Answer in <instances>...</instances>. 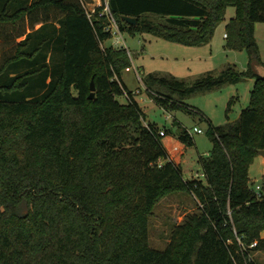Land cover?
Here are the masks:
<instances>
[{
  "label": "trees",
  "instance_id": "1",
  "mask_svg": "<svg viewBox=\"0 0 264 264\" xmlns=\"http://www.w3.org/2000/svg\"><path fill=\"white\" fill-rule=\"evenodd\" d=\"M109 3L123 32L189 46L209 43L235 7L226 45L250 53L246 71L229 64L190 85L149 73L145 84L168 110L184 106L174 94L254 77L250 102L238 119L210 125L204 179H186L122 80L129 50L102 45L111 38L105 16L90 19L80 0H0V24L28 18L30 26L0 63V264H259L252 253L264 250V184L256 189L250 166L264 149V75L252 67L262 62L255 30L264 0ZM178 137L194 144L187 129ZM175 191L192 193L200 207L156 249L150 217Z\"/></svg>",
  "mask_w": 264,
  "mask_h": 264
},
{
  "label": "rangeland",
  "instance_id": "2",
  "mask_svg": "<svg viewBox=\"0 0 264 264\" xmlns=\"http://www.w3.org/2000/svg\"><path fill=\"white\" fill-rule=\"evenodd\" d=\"M234 15L235 7L229 6L225 19L217 25L211 41L199 46L169 41L150 32L135 34L123 32L132 65L122 70V80L146 112L144 122L156 123L160 128L165 126L172 130L165 134L163 144L166 150H169L167 151L170 152V158L180 164L186 179L198 177L204 179L199 157L208 155L213 146L209 134L210 125H220L238 119L242 109L250 102V92L255 78L246 77L237 83H224L185 97L174 94L184 106L168 110L162 108L152 96L155 92L148 90L145 81H148V74L153 73L168 78L176 77L190 85L208 71L218 74L229 64L236 65L240 71H246L251 59L250 53L226 45V24ZM29 27L28 18L16 24H0V63L3 56L14 49L16 42L24 38L22 32L29 31ZM255 37L261 61L264 62V22L256 23ZM102 45L122 46L115 42V37L105 40ZM262 62L252 61L253 69L260 75H264ZM95 91L96 86L94 93ZM232 98L234 101L229 105ZM119 99L123 103L129 101L125 95ZM188 105L195 111L187 109ZM195 126L203 131L201 133L193 131ZM183 129L192 132L194 144L185 145L179 139L178 133ZM175 146H179V149ZM250 177L254 186L264 184V155L259 154L255 157L250 166ZM199 207L198 200L187 191H175L164 195L155 205L150 217V245L165 250L173 228L181 224L187 214L197 212ZM262 235L264 236V230ZM252 255L257 263H264V250H256Z\"/></svg>",
  "mask_w": 264,
  "mask_h": 264
},
{
  "label": "built area",
  "instance_id": "3",
  "mask_svg": "<svg viewBox=\"0 0 264 264\" xmlns=\"http://www.w3.org/2000/svg\"><path fill=\"white\" fill-rule=\"evenodd\" d=\"M110 0H80L81 5L83 6L84 10L86 11L88 17L90 19H93L95 14L98 12V15L105 16L107 19V24H106V30L110 32L111 38L115 37V42L118 44H121L122 46H126V41L123 37V31L120 27L119 21L116 18V16L113 14L110 8ZM189 131V130H188ZM195 132L201 133L203 130L200 127L195 126L194 130ZM190 134L192 132L189 131ZM161 135L166 134L165 128H161L160 130ZM177 149V147H175ZM163 161L160 160V164H162ZM261 185L257 184L256 189L260 190Z\"/></svg>",
  "mask_w": 264,
  "mask_h": 264
},
{
  "label": "water",
  "instance_id": "4",
  "mask_svg": "<svg viewBox=\"0 0 264 264\" xmlns=\"http://www.w3.org/2000/svg\"><path fill=\"white\" fill-rule=\"evenodd\" d=\"M122 18L125 21L132 23V24L136 23V21H137L136 17H133V16L123 15ZM91 90H92V92L90 94V98H94V96H95V93H94L95 82H94V80H92V82H91ZM259 154L264 155V149H259Z\"/></svg>",
  "mask_w": 264,
  "mask_h": 264
},
{
  "label": "crops",
  "instance_id": "5",
  "mask_svg": "<svg viewBox=\"0 0 264 264\" xmlns=\"http://www.w3.org/2000/svg\"><path fill=\"white\" fill-rule=\"evenodd\" d=\"M90 1V0H89ZM40 24H38V26H39ZM37 26V27H38ZM25 36V35H24ZM163 128V127H162ZM175 147H177V149H179V146H175ZM168 150V149H167ZM169 151V150H168ZM169 154H170V152H169ZM203 174V173H202Z\"/></svg>",
  "mask_w": 264,
  "mask_h": 264
}]
</instances>
